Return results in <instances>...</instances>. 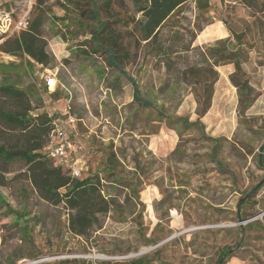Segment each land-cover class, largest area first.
I'll return each mask as SVG.
<instances>
[{
	"label": "rangeland",
	"instance_id": "rangeland-1",
	"mask_svg": "<svg viewBox=\"0 0 264 264\" xmlns=\"http://www.w3.org/2000/svg\"><path fill=\"white\" fill-rule=\"evenodd\" d=\"M61 1L45 2L49 14L43 36L54 62L30 68L22 58L0 50V83L33 90L37 111L56 116L72 139L83 141L87 171L102 168L112 147L123 178L137 181V196L132 186L121 189L120 199L127 194L131 201L126 219L103 217L101 228L88 238L74 236L67 228V210L38 198L22 176H14L22 165L10 164L12 172L0 192L13 212L7 213L0 201V264L17 255L21 257L15 264L73 257L92 264L136 258L153 264H214L224 246L232 247L225 264H264V0L250 5L247 0H210L209 10L202 13L191 0L175 18L185 38L193 36L191 47L198 51L188 54L191 60L199 49L229 36L222 20L236 31L244 30L250 46L243 64L253 87L250 107L239 112L236 88L228 77L233 65L224 64L217 67L211 106L200 119L207 135L220 141L214 151L220 168L208 155L212 143L198 129L180 136L153 108L133 100L131 84L102 54L80 53L82 37L64 32L56 20L63 15ZM27 5V0H0V11L18 16ZM122 67L137 81L139 96L163 106L167 114L196 119L189 87H166L164 68L155 59L131 56ZM67 104L75 118L71 124L66 122ZM245 191L251 196L240 206Z\"/></svg>",
	"mask_w": 264,
	"mask_h": 264
},
{
	"label": "trees",
	"instance_id": "trees-1",
	"mask_svg": "<svg viewBox=\"0 0 264 264\" xmlns=\"http://www.w3.org/2000/svg\"><path fill=\"white\" fill-rule=\"evenodd\" d=\"M189 1L62 0L59 6L63 15L56 20L63 26L64 32L71 33L75 38L82 37L79 46L81 54H102L108 66L117 70L131 84L133 100L137 104L153 108L159 120L165 121L180 136L188 129H198L200 136L212 143V152L208 155L220 168L214 155L220 141L207 135L200 119L211 106L214 84L219 76L217 67L224 64L233 65L228 77L236 88L239 112L243 114L250 107L253 87L243 69L250 46L244 39V30L236 31L222 20L229 36L216 40L205 49H199L195 59L191 60L188 54L198 51L191 47L193 36L186 39L185 34L177 29L178 21L175 19ZM192 1L199 13L210 8V0ZM45 2L32 0L25 27L5 36L0 43L3 53L22 58L30 68L34 65L45 68L54 62L46 50L47 43L43 36V27L49 14ZM251 2L247 0L249 5ZM13 18L17 20V13ZM141 55L150 56L160 69L164 68L166 87L174 83L189 87L195 100V120L167 114L163 106L139 96L137 81L125 71L122 63L131 56L135 58ZM32 91L30 87L23 89L11 83H0V188L6 186L9 180L7 174L12 172L9 165L20 163L23 169L14 176H22L38 198L67 210V228L72 235L88 238L101 228L103 217L124 221L126 207L131 201L127 194L120 199V192L132 186L137 196V181L132 183L123 178L122 163L112 147L105 153L102 168L97 167L93 171L84 168L79 177L71 176L67 169L55 164L47 149V137L53 121L58 119L45 111H37L39 107L33 106L31 101ZM79 157L83 158L82 153ZM100 172H103L102 175ZM258 187L254 185L251 191L254 193ZM250 196L247 191L241 192L240 206H245ZM0 201L7 213L13 212L3 200L1 192ZM157 242L158 239L147 240V243ZM231 252V246L220 248L214 264H225ZM20 257L17 255L7 264H15V260ZM152 262L146 258H136L101 264ZM42 264L92 263L73 257Z\"/></svg>",
	"mask_w": 264,
	"mask_h": 264
},
{
	"label": "built area",
	"instance_id": "built-area-1",
	"mask_svg": "<svg viewBox=\"0 0 264 264\" xmlns=\"http://www.w3.org/2000/svg\"><path fill=\"white\" fill-rule=\"evenodd\" d=\"M27 2V10L18 13L16 21L13 19L12 11H0V42L5 36L25 27L27 14L31 7L32 0H27ZM70 109V105L67 104V114ZM74 121L75 118L68 114L66 119L67 124H71ZM47 149L55 164L67 169L71 176L79 177L81 175L85 168V162L79 157V155L84 149V143L81 139H72L68 131L59 121L54 120L52 123V128L47 137Z\"/></svg>",
	"mask_w": 264,
	"mask_h": 264
}]
</instances>
